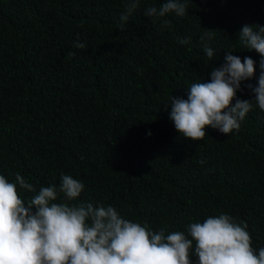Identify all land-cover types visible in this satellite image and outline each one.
Wrapping results in <instances>:
<instances>
[{
	"label": "trees",
	"instance_id": "16d2710c",
	"mask_svg": "<svg viewBox=\"0 0 264 264\" xmlns=\"http://www.w3.org/2000/svg\"><path fill=\"white\" fill-rule=\"evenodd\" d=\"M162 2L140 0L121 31L127 0H0V175L15 182L19 173L37 192L70 175L84 185L73 203L112 206L154 232H186L190 222L228 214L247 224L258 251L264 112L253 102L238 131L209 127L192 142L164 107L172 96L186 99L192 83L208 82L225 52L256 61L255 76L236 93L253 98L247 85L257 84L260 57L238 34L264 26V0H189L183 17L145 15ZM204 30H215L205 41L211 60Z\"/></svg>",
	"mask_w": 264,
	"mask_h": 264
},
{
	"label": "clouds",
	"instance_id": "9594fccd",
	"mask_svg": "<svg viewBox=\"0 0 264 264\" xmlns=\"http://www.w3.org/2000/svg\"><path fill=\"white\" fill-rule=\"evenodd\" d=\"M139 4L140 0H127L117 25L121 31ZM188 5L189 0H163L160 7L147 8L145 15L183 17ZM169 23L164 19L162 27ZM214 31L204 30L201 38L209 60L214 51L205 41ZM238 40L260 57L257 84L247 85L253 98L239 100L236 93L241 82L255 76L256 61L247 56L241 61L225 52L223 64L212 68L208 82L192 83L186 99L172 96L164 107H170L169 119L185 140H203L209 127L226 136L238 131L253 102L264 112V26L244 25ZM179 43L189 40L181 38ZM73 47L86 45L77 42ZM83 189V183L70 175L62 174L59 186H41L38 192L19 173L15 182L0 175V264H193V257L195 264H264V247L254 249L247 224L228 214L190 222L186 232L166 234L167 226L154 232L147 223L123 218L112 206L73 203ZM19 190L35 195L24 199Z\"/></svg>",
	"mask_w": 264,
	"mask_h": 264
}]
</instances>
